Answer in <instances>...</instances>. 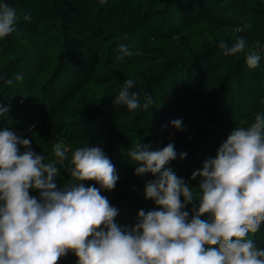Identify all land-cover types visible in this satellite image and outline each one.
<instances>
[{
	"label": "trees",
	"instance_id": "16d2710c",
	"mask_svg": "<svg viewBox=\"0 0 264 264\" xmlns=\"http://www.w3.org/2000/svg\"><path fill=\"white\" fill-rule=\"evenodd\" d=\"M6 2L16 9L17 31L0 40V74L14 80V86L0 81V105L9 107L0 130L31 139L45 162L56 160V142L69 149V158L78 147H101L119 176L115 189L102 194L119 210L116 222L122 226L134 225L140 209L155 207L144 187L156 177L135 175L127 155L134 143L157 150L173 142L187 156L166 167L196 186L199 178L191 180V173L215 156L231 129L264 112V0ZM239 37L260 51L257 68L247 67L244 53L224 56L218 47ZM120 45L134 54L118 61ZM17 74L22 81H15ZM129 78L141 102L151 94L148 111L113 105ZM179 118L185 131L170 124ZM68 166L57 162L58 186L71 179ZM249 235L264 248V223ZM76 260L70 253L59 264Z\"/></svg>",
	"mask_w": 264,
	"mask_h": 264
},
{
	"label": "clouds",
	"instance_id": "9594fccd",
	"mask_svg": "<svg viewBox=\"0 0 264 264\" xmlns=\"http://www.w3.org/2000/svg\"><path fill=\"white\" fill-rule=\"evenodd\" d=\"M23 19L30 22V14ZM16 22V9L0 0V40L17 31ZM218 47L224 56L244 53L249 69L261 60L243 37L231 46L221 40ZM118 51V61L134 54L126 45ZM0 81L14 86L6 75ZM135 83L124 80L113 105L148 111L153 98L146 92L141 102L140 93L131 91ZM8 112L0 105V116ZM170 124L186 130L183 118ZM31 144L8 127L0 130V264H59L70 253L76 264H264V248L249 235L264 223V112L231 129L215 156L191 173V180L199 178L196 186L166 167L187 156L173 142L157 150L134 143L127 155L135 175L156 177L144 187L155 207L140 209L131 226L116 222L119 210L102 194L115 189L119 176L101 147H78L69 158V149L56 142V160L45 162ZM64 161L71 179L58 186L57 162Z\"/></svg>",
	"mask_w": 264,
	"mask_h": 264
}]
</instances>
